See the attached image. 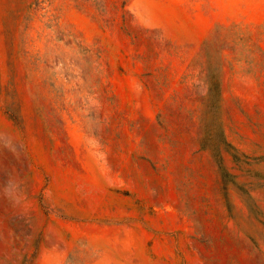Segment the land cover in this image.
<instances>
[{
    "label": "rangeland",
    "instance_id": "rangeland-1",
    "mask_svg": "<svg viewBox=\"0 0 264 264\" xmlns=\"http://www.w3.org/2000/svg\"><path fill=\"white\" fill-rule=\"evenodd\" d=\"M0 264H264V0H0Z\"/></svg>",
    "mask_w": 264,
    "mask_h": 264
}]
</instances>
